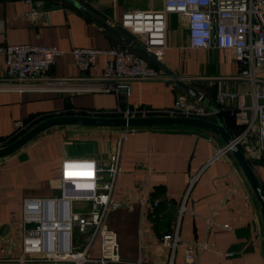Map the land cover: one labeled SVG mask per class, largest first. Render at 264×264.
Masks as SVG:
<instances>
[{
    "label": "crops",
    "instance_id": "0c3cea01",
    "mask_svg": "<svg viewBox=\"0 0 264 264\" xmlns=\"http://www.w3.org/2000/svg\"><path fill=\"white\" fill-rule=\"evenodd\" d=\"M75 1L134 42L133 35L120 25L121 13L162 5V0ZM35 2L40 13L30 21L23 15L28 8L24 0H0V43L54 45L62 52L49 73L76 79L58 90H0V146L8 143L15 123L29 128L55 115L120 116L117 107L125 102L143 107V113L135 116L168 115L176 97L194 98L175 79L190 85L217 109L230 137L239 131L229 109L232 102L220 107L215 101L218 89L241 88L231 51L189 46L185 22L178 13L166 15L165 46L159 59L172 74L155 65L160 75L132 80L129 94L122 100L115 92L95 86L102 56L79 70L70 48L126 44L73 3ZM3 76L0 55V78ZM200 118L217 121L214 112ZM122 129L118 125H55L0 157V264H32L15 260L20 255L22 199L59 195L63 191L61 160L77 156L104 160ZM223 145L217 133L196 125H134L122 143L120 171L111 194L119 204L104 217L107 228L115 233L122 260L165 264L171 259L173 264H185L182 247L160 246L161 236L176 229L183 240L207 245L197 255V264H264L261 213L243 171L229 149L207 163ZM245 158L264 192V155ZM76 184L70 183L67 191H73ZM83 205L77 202L72 207ZM96 253L92 248L93 256Z\"/></svg>",
    "mask_w": 264,
    "mask_h": 264
},
{
    "label": "built area",
    "instance_id": "2783aa9c",
    "mask_svg": "<svg viewBox=\"0 0 264 264\" xmlns=\"http://www.w3.org/2000/svg\"><path fill=\"white\" fill-rule=\"evenodd\" d=\"M24 1L28 8L23 15L31 21L40 10L35 0ZM168 12L178 13L185 22L189 46L231 51L237 65L235 77L240 80L241 88L238 91L218 89L215 101L220 107L232 102L230 113L240 129L231 137V142L250 159L264 155V0H162L160 8L123 11L120 25L159 60L165 46ZM61 52L51 44L0 43L4 74L0 78V90H58L73 84L75 77L49 73L55 57ZM70 52L79 70L87 69L101 55L100 73L94 77L95 86L115 92L122 100L129 94L132 80L160 75L155 65L127 45L72 46ZM143 111V107H130L126 102L117 107V112L124 117ZM211 113L213 111L206 108L199 97L178 96L168 115L204 117ZM24 127L15 123L14 133ZM122 127L104 160L92 156L61 160L63 191L59 195L22 199L20 255L16 261L32 264H140L119 257L115 233L104 223L106 211L119 204L111 194L120 171L122 143L134 129L129 125ZM227 146L218 149L207 163L220 151L228 149ZM70 183H77L71 188L73 191H67ZM74 200L84 205L73 208ZM183 209L181 205L180 210ZM222 227L228 228L227 225ZM160 246L182 247L185 264H197V255L207 248L203 242L183 240L176 229L161 236ZM94 247L97 249L95 256L92 254ZM165 264L173 263L169 259Z\"/></svg>",
    "mask_w": 264,
    "mask_h": 264
},
{
    "label": "water",
    "instance_id": "95a60500",
    "mask_svg": "<svg viewBox=\"0 0 264 264\" xmlns=\"http://www.w3.org/2000/svg\"><path fill=\"white\" fill-rule=\"evenodd\" d=\"M66 1L78 6L84 13H86L88 16L99 22L106 29H108L113 35H115L119 40H121L130 48L135 50L137 53L144 56L147 60L152 62L154 65H156L159 69L172 74V72L168 70L163 64H161L159 60H157L151 53L146 51L143 47H141L139 44L134 42L132 39L122 34L120 31L116 30L113 27L108 26L105 22H103L101 19L96 17L93 13H91V11L81 6L77 1L75 0H66ZM175 82L184 90L191 93L194 97H199L201 103L207 106L210 110H212L215 113V117L217 121L212 122L205 118L182 116V115H143V116H128V117L91 116V115H79V114L55 115L44 118L34 123L32 126L27 128L25 131H23L21 134L16 136L14 139L0 146V157L9 154L14 150H16L17 148H19L20 146L24 145L40 131L55 125L85 124V125H109V126L110 125L134 126V125H142V124H186V125H196V126L204 127L217 133L223 139L224 145H228L227 146L228 149L232 152L233 156L235 157L237 163L239 164L241 170L243 171L246 179L248 180L255 194V197L259 205L262 223H263V229H264V192L261 188L259 181L257 180V177L254 175L247 159L245 158L241 148L237 144L231 142V137L222 126L220 115L217 112L216 108L211 103H209L204 97H202L200 93L195 89H193L190 85L178 79H175ZM90 187H91V183H90Z\"/></svg>",
    "mask_w": 264,
    "mask_h": 264
},
{
    "label": "trees",
    "instance_id": "16d2710c",
    "mask_svg": "<svg viewBox=\"0 0 264 264\" xmlns=\"http://www.w3.org/2000/svg\"><path fill=\"white\" fill-rule=\"evenodd\" d=\"M27 127H25L24 129H21L20 131L16 132V133H11L8 137V142L11 141L12 139H14L16 136H18L19 134H21Z\"/></svg>",
    "mask_w": 264,
    "mask_h": 264
},
{
    "label": "rangeland",
    "instance_id": "374dc122",
    "mask_svg": "<svg viewBox=\"0 0 264 264\" xmlns=\"http://www.w3.org/2000/svg\"><path fill=\"white\" fill-rule=\"evenodd\" d=\"M73 203H76V201L74 200V202Z\"/></svg>",
    "mask_w": 264,
    "mask_h": 264
}]
</instances>
